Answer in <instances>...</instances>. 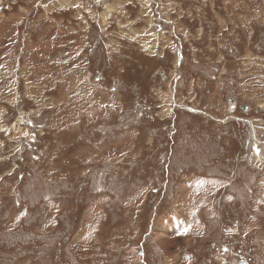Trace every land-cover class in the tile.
<instances>
[{
  "label": "rangeland",
  "instance_id": "obj_1",
  "mask_svg": "<svg viewBox=\"0 0 264 264\" xmlns=\"http://www.w3.org/2000/svg\"><path fill=\"white\" fill-rule=\"evenodd\" d=\"M0 264H264V0H0Z\"/></svg>",
  "mask_w": 264,
  "mask_h": 264
}]
</instances>
